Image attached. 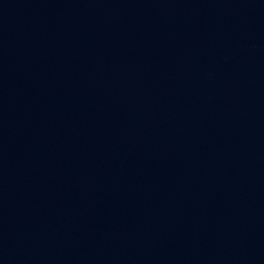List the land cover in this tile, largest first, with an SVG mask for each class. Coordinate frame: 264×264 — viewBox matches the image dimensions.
Listing matches in <instances>:
<instances>
[{"label":"water","instance_id":"water-1","mask_svg":"<svg viewBox=\"0 0 264 264\" xmlns=\"http://www.w3.org/2000/svg\"><path fill=\"white\" fill-rule=\"evenodd\" d=\"M0 264H264V0H0Z\"/></svg>","mask_w":264,"mask_h":264}]
</instances>
